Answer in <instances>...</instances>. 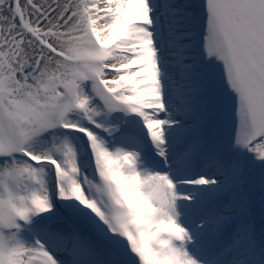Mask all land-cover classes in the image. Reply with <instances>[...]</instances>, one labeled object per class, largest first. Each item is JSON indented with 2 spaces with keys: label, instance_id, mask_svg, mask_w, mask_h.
I'll return each instance as SVG.
<instances>
[{
  "label": "snow or ice",
  "instance_id": "obj_1",
  "mask_svg": "<svg viewBox=\"0 0 264 264\" xmlns=\"http://www.w3.org/2000/svg\"><path fill=\"white\" fill-rule=\"evenodd\" d=\"M0 264H264V0H0Z\"/></svg>",
  "mask_w": 264,
  "mask_h": 264
}]
</instances>
